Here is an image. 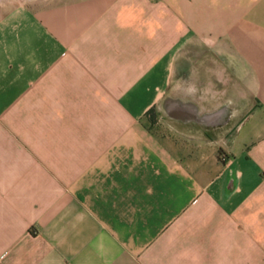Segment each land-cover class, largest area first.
<instances>
[{"label":"crops","instance_id":"1","mask_svg":"<svg viewBox=\"0 0 264 264\" xmlns=\"http://www.w3.org/2000/svg\"><path fill=\"white\" fill-rule=\"evenodd\" d=\"M0 264H264V0H0Z\"/></svg>","mask_w":264,"mask_h":264},{"label":"rangeland","instance_id":"2","mask_svg":"<svg viewBox=\"0 0 264 264\" xmlns=\"http://www.w3.org/2000/svg\"><path fill=\"white\" fill-rule=\"evenodd\" d=\"M236 99H237V95L232 93V91L230 93H227L225 96H221L219 99H216L215 101V105L221 103L223 104L225 101H227L229 104V108H231L232 106H234V103H236ZM233 113V111H229V113ZM152 118V116H151Z\"/></svg>","mask_w":264,"mask_h":264}]
</instances>
